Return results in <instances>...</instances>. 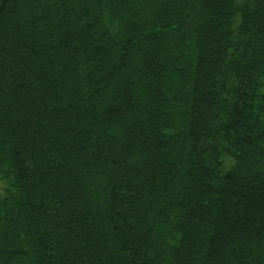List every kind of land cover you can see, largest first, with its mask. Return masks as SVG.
<instances>
[{"label":"trees","instance_id":"1","mask_svg":"<svg viewBox=\"0 0 264 264\" xmlns=\"http://www.w3.org/2000/svg\"><path fill=\"white\" fill-rule=\"evenodd\" d=\"M0 264H264V0H0Z\"/></svg>","mask_w":264,"mask_h":264},{"label":"rangeland","instance_id":"2","mask_svg":"<svg viewBox=\"0 0 264 264\" xmlns=\"http://www.w3.org/2000/svg\"><path fill=\"white\" fill-rule=\"evenodd\" d=\"M2 185H3V184L0 182V188L2 187Z\"/></svg>","mask_w":264,"mask_h":264}]
</instances>
